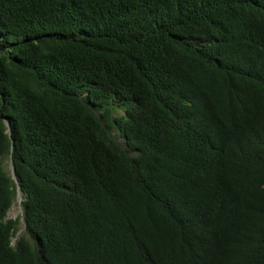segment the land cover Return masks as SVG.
<instances>
[{"label": "trees", "instance_id": "trees-1", "mask_svg": "<svg viewBox=\"0 0 264 264\" xmlns=\"http://www.w3.org/2000/svg\"><path fill=\"white\" fill-rule=\"evenodd\" d=\"M0 264H264V0H0Z\"/></svg>", "mask_w": 264, "mask_h": 264}, {"label": "rangeland", "instance_id": "rangeland-1", "mask_svg": "<svg viewBox=\"0 0 264 264\" xmlns=\"http://www.w3.org/2000/svg\"><path fill=\"white\" fill-rule=\"evenodd\" d=\"M123 110L121 108H115L113 114H122ZM96 114L99 116L100 112H96ZM111 135L117 140L118 143L123 144L122 143V138L118 137L115 133L114 130H111ZM1 164L2 167L5 171H7V173L10 175V171H9V157H6L4 159L1 160ZM8 196L10 197L11 203L10 205L7 206L6 210L8 209V207L10 206V209H12V219H15V226H16V231L14 233V235L11 238V245H15V243L19 240V238L21 237V235L24 232V223L23 220L21 218V211H20V196L16 193L14 187L11 188L10 191H8ZM4 220L6 219V212H4L3 217Z\"/></svg>", "mask_w": 264, "mask_h": 264}, {"label": "water", "instance_id": "water-1", "mask_svg": "<svg viewBox=\"0 0 264 264\" xmlns=\"http://www.w3.org/2000/svg\"><path fill=\"white\" fill-rule=\"evenodd\" d=\"M4 124H5L6 128H7V134H8V136H10L9 124H8L6 119H4ZM9 171H10L11 179H13L14 182H15L17 193L20 194V190H19L20 189V182H19V179L15 175V169H14V166H13V164L11 162V159H9ZM8 214H10V210H8Z\"/></svg>", "mask_w": 264, "mask_h": 264}, {"label": "clouds", "instance_id": "clouds-1", "mask_svg": "<svg viewBox=\"0 0 264 264\" xmlns=\"http://www.w3.org/2000/svg\"><path fill=\"white\" fill-rule=\"evenodd\" d=\"M12 181H13V186H12L11 188L14 187V189H15V191H16V193H17L15 182H14L13 179H12ZM11 188L9 189V191L11 190ZM19 190H20V189H19ZM17 194L20 196V204H21V205H19V207H20L19 209H20V211H21V218H22V220H23V209H22V200H23V196H22L21 190H20V194H19V193H17ZM10 203H11V200H10ZM10 203H9V205H10ZM8 210H10V214L13 212L12 209H10V206H9L8 209L6 210V216L8 215ZM3 214H4V213H2L1 218L3 217ZM2 220H3V221H8V220L16 221L15 219H12V216L7 217L5 220L2 218ZM23 223H24V221H23ZM24 227H25V225H24Z\"/></svg>", "mask_w": 264, "mask_h": 264}, {"label": "bare ground", "instance_id": "bare-ground-1", "mask_svg": "<svg viewBox=\"0 0 264 264\" xmlns=\"http://www.w3.org/2000/svg\"><path fill=\"white\" fill-rule=\"evenodd\" d=\"M10 216H12V215H11V214H8V215L6 216V218H7V217H10Z\"/></svg>", "mask_w": 264, "mask_h": 264}]
</instances>
